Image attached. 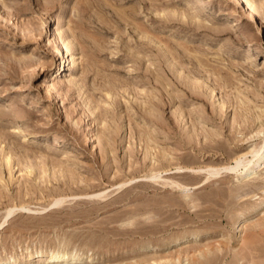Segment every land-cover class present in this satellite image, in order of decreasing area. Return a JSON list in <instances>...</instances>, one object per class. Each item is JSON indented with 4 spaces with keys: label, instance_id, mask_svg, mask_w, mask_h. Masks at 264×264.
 Here are the masks:
<instances>
[{
    "label": "rangeland",
    "instance_id": "374dc122",
    "mask_svg": "<svg viewBox=\"0 0 264 264\" xmlns=\"http://www.w3.org/2000/svg\"><path fill=\"white\" fill-rule=\"evenodd\" d=\"M259 153L264 0H0V264H264Z\"/></svg>",
    "mask_w": 264,
    "mask_h": 264
},
{
    "label": "bare ground",
    "instance_id": "6f19581e",
    "mask_svg": "<svg viewBox=\"0 0 264 264\" xmlns=\"http://www.w3.org/2000/svg\"><path fill=\"white\" fill-rule=\"evenodd\" d=\"M247 5V4H246ZM253 6V5H252ZM252 8V7H251ZM262 157H264L263 155H262V153H259L258 154V159L256 160L257 162L258 161H260V159L262 158ZM248 168V166H245V168L244 169H247ZM248 170V169H247ZM10 213H12V211L11 212H9V214ZM50 255H52V257L53 258H63V259H66L67 257H66V255L64 254V255H62L61 253H58V252H52ZM60 259V260H61Z\"/></svg>",
    "mask_w": 264,
    "mask_h": 264
}]
</instances>
